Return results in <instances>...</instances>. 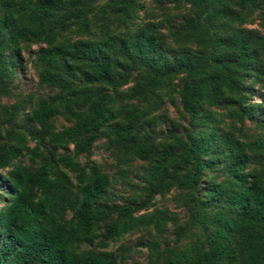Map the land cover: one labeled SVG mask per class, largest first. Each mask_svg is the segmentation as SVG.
Returning <instances> with one entry per match:
<instances>
[{
  "label": "trees",
  "instance_id": "1",
  "mask_svg": "<svg viewBox=\"0 0 264 264\" xmlns=\"http://www.w3.org/2000/svg\"><path fill=\"white\" fill-rule=\"evenodd\" d=\"M78 0H0V91H4L5 78L10 66L20 56L19 43L41 40L49 45L53 33L47 22L58 17L79 19L83 10L69 7ZM96 1V0H90ZM137 0H132L136 2ZM196 15L186 19L179 29L181 39L197 41L201 52H185L177 63L159 66L150 57L156 50V41L144 32L132 40L127 51L144 58L143 66L150 87L161 86L165 77L183 74L185 82L179 90L183 110L188 115V138L179 143L180 151L158 152L147 142L134 141L128 150L136 157L151 162L147 195L140 203L127 202L110 205L103 201L109 186L108 176L90 162L91 147L104 135L108 122L116 119L117 111L110 106L114 95L102 94L91 103L88 112L73 110L66 105L67 115L73 123L53 130L51 118L60 112L57 96L40 98L28 118L36 123L41 135L33 131L3 132L0 124V188H3L0 206V264H118L107 249L78 251L81 244H93L99 237L97 228L104 224L105 248L109 240L117 239L136 227L154 225L163 232L165 220L156 221L153 214L138 213L146 208L157 194L163 195L173 187L190 190L191 207L189 227L202 230L203 238L191 240L189 245H173L155 257V264H264V138L253 140L248 146L238 143L224 145L227 179L217 185L206 186L204 197L194 198L193 192L202 183L203 174L214 164L208 155L214 153L218 135L194 134L201 123L200 107L215 104L226 93V103L237 105L246 99L243 77L256 65L251 40L238 36L225 37L218 32L220 16H238L229 12L228 3L245 9L253 0H186ZM69 8V9H67ZM80 20V28L87 25ZM45 66L39 71L42 84L53 85L77 100L88 102L92 93H85L68 81L59 71V60L66 61L69 51L58 52L41 47L36 55ZM74 58L86 62L85 81L109 84L114 87L126 83V77L111 81V64L98 55L85 59L76 52ZM151 58V59H150ZM5 109V108H4ZM19 110L13 105L3 122L11 123ZM1 116V111H0ZM264 131V118L258 117ZM135 122L113 125L112 134L118 138L131 135ZM27 136L43 144L48 141L52 150L43 155L32 151L31 161L42 159L37 168L13 160L28 152ZM73 144L72 153L68 146ZM255 151L259 159L257 169L247 170L251 157L243 150ZM64 149L62 153L53 152ZM84 155L85 163L78 160ZM184 165L180 171L175 164ZM4 169H8L3 173ZM67 170L74 172L70 178ZM71 211L65 217L67 210ZM155 213V212H154ZM164 242L166 237L162 235ZM152 249L155 243H150ZM166 251V252H164Z\"/></svg>",
  "mask_w": 264,
  "mask_h": 264
},
{
  "label": "rangeland",
  "instance_id": "2",
  "mask_svg": "<svg viewBox=\"0 0 264 264\" xmlns=\"http://www.w3.org/2000/svg\"><path fill=\"white\" fill-rule=\"evenodd\" d=\"M228 11L238 13V16L221 15L218 32L225 36H238L251 40V49L257 60L252 71L243 80L246 87V99L237 105L226 103L228 95L220 98L215 104L203 103L199 117L201 123L194 127V134L208 135L214 132L218 139L214 143V153L208 155L214 166L203 174V181L194 189L193 197L206 195L207 184L217 185L226 181L225 157L228 152L224 145L238 143L248 146L253 140L264 138V131L258 117L264 118V0H253L245 9L228 3ZM72 11L83 10L79 19H62L58 17L47 22L53 33V42L48 44L37 40L20 42V56L16 57L17 64L10 66L5 78L4 91H0V124L3 132L33 131L41 135L39 126L28 118L29 112L36 107L40 98L59 96L56 100L60 112L51 118L53 130L63 129L73 123L67 115L66 105L71 109L89 111L90 103L102 94L114 95L110 104L117 111L116 119L108 122L104 128V135L95 141L91 147L90 162L96 164L109 179V186L102 198L110 205L127 202L140 203L147 195L151 162L136 157L128 150L134 141L147 142L158 152L167 149L180 151L179 143L187 141L188 115L183 110L179 90L186 78L183 74L170 75L164 78L161 86L150 87L144 70V58L137 53L127 51V46L134 39H138L141 32L145 36H152L156 41V50L150 57L162 66L167 63H177L182 55L201 52L197 41L181 39L179 29L187 18L196 15V9L186 0H78L69 7ZM67 8V9H69ZM82 20L87 25L82 30L78 22ZM41 47H50L58 52L63 47L69 51L66 61L59 60V71L73 85L85 93H92L88 102L80 101L65 91L53 85L39 82L38 73L45 66L37 60L36 55ZM85 55V59L97 56L106 59L111 64V81L126 77V83L116 87L99 82L89 83L83 75L88 74L86 62L74 58L75 53ZM150 58V59H151ZM13 105L19 110L11 123L3 122ZM7 111H5V109ZM135 122L134 131L130 136L121 139L112 134L113 125H124ZM28 152L19 156L13 163H23L37 168L42 164L40 157L31 161L29 154L37 151L47 155L52 149L46 141L43 144L27 136ZM73 144L68 146V153H72ZM64 149L53 152L62 153ZM251 157L247 170L257 169L260 161L252 155L247 147L243 150ZM78 160L85 163L84 155ZM184 165L176 163L180 171ZM8 169H4L6 173ZM70 178L74 172L67 170ZM3 188H0V206L2 204ZM190 190L171 188L163 195L154 196L149 205L141 207L138 213L154 216L156 221L165 220L163 232H157L155 226L136 227L117 239H111L105 248L99 243L103 239L104 224L100 223L97 231L99 237L93 244H81L78 251H97L107 249L112 252L118 264H155L154 260L163 249L168 250L173 245L184 247L191 240L202 239V230L189 227V213L192 204ZM155 212V213H154ZM71 211H66L69 217ZM162 235L166 237L164 242ZM155 243V248L150 243ZM166 252V251H164Z\"/></svg>",
  "mask_w": 264,
  "mask_h": 264
}]
</instances>
